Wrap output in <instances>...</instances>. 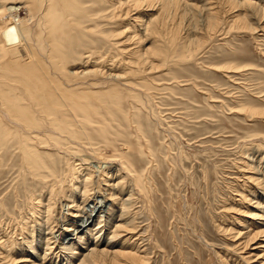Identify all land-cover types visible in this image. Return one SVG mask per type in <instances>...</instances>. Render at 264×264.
Returning <instances> with one entry per match:
<instances>
[{"label":"rangeland","instance_id":"rangeland-1","mask_svg":"<svg viewBox=\"0 0 264 264\" xmlns=\"http://www.w3.org/2000/svg\"><path fill=\"white\" fill-rule=\"evenodd\" d=\"M194 1L197 2L191 3H197L196 8L199 11L192 12L184 5L183 12H174L169 18L174 24L172 27L176 34L173 48L165 50L164 39L156 43L157 47H163L162 50L168 52V56L161 63L159 59L152 57L154 69L150 70L153 71L148 75V79L146 78L149 84L146 89L137 78L129 77L125 81L123 78L112 76L124 74L123 67L117 62L123 56L117 51H107L101 40L92 41V45L88 47L95 49L103 46L102 51H69V68L76 61L73 66H82L83 63H79L81 60L78 61L79 57L83 59L82 56L92 61L86 65L87 68H83L92 70L79 85L98 93L101 102L109 104V110L102 108L99 114L91 115V124L80 125L88 127L89 131L106 126L107 133L105 138L86 139V142L85 139L80 140L79 146L84 148L81 147L82 151L79 150L76 154V149L66 151L67 157H70L67 164L69 168L61 152L53 149L48 151L51 158L53 157L56 172L65 169L67 178L71 177L72 169H76L74 164L79 163L75 161L73 164L75 157L81 155L85 159L84 163L89 161L85 165L91 167V180L94 183L90 185V197L85 202L87 205H84L88 210L95 202L98 205L103 202L101 196L91 195L97 190L95 181L104 187L101 180L99 181L100 178L104 179L107 174L120 177L117 189L122 190L120 197L127 200V212L123 217L133 226V230L128 234L131 237L127 236L136 242L137 250L145 257L143 262L129 263L121 257L120 264H248L241 255L248 256L244 251L254 245L241 250L240 245L236 244V236L233 238L232 235L237 230L241 233L246 230L241 229V225H249L248 229L255 228L247 216L256 211L252 206L257 199L261 198L260 210L264 214V116L250 114L256 108L264 109V0ZM209 3H213V7L217 6L222 16L215 30L208 29L205 15L200 12L202 6L207 10ZM203 12L205 13V10ZM238 13L246 15L251 29H245L238 22L231 20L232 15ZM20 15L25 16V19L29 17L25 10ZM24 21L26 20L22 22ZM28 23L33 31L36 26L35 16ZM259 25H262V29ZM185 37H188L187 48L192 54L182 60L179 55L184 49L182 42L186 40ZM82 42L89 43L88 39ZM48 67L51 65L48 64ZM49 70L52 75H57L56 78L63 84L69 83L62 75L57 74V71H53L52 67ZM113 83L115 91L107 88ZM99 86L103 91H110L109 96L116 94L117 97H113L115 101H119L117 107L110 104L111 100H107V95L103 94ZM40 150L45 149L41 147ZM44 157L48 159V156ZM0 159V264H8L4 261L1 244L8 243L9 239L13 238L14 245L8 246L7 251L12 257H17V249L21 246L24 249L29 241L32 245L31 257L37 256V250L38 256L42 255L46 248L47 241L38 240L40 225L44 227L42 233L46 232V223L43 222L40 212L46 185L41 178L39 180L30 173L25 174L21 155L14 145L9 147L8 144L6 147L2 143ZM107 160L113 166H103L105 164L102 162H108ZM246 165L252 166L254 173L245 171ZM19 169H23V172H19ZM103 171L104 174H100ZM97 172L99 174L96 176ZM242 173L247 174L246 177L249 175L263 179V189L252 184L246 177L244 179ZM67 180L68 188H72V181L70 183V178ZM250 186L253 187V192ZM244 196L249 198V202L243 199ZM75 200L78 201L77 205L82 206L79 194ZM59 201H62V198H58L56 204H59ZM120 206H112L111 212L108 213H112V216H108L109 223L115 221L113 215L117 217ZM256 212L259 213L258 210ZM57 213L59 212H54L56 218L59 216ZM94 214L95 212H92V218ZM101 216H105V212H102ZM34 218L37 222H34ZM68 218L66 216L65 223ZM81 221L76 219L75 226L81 224ZM42 222L43 224H40ZM93 222L90 233H95L98 229ZM70 227L73 229V226ZM106 228L100 232V240L104 242L113 229ZM92 234L86 242L94 243ZM74 238L75 235L69 233L62 241L69 244ZM118 239L122 240V237ZM48 242H51V239ZM34 245L40 248L36 249ZM18 246L20 247L17 248ZM58 258L56 259L62 262L61 258ZM252 259L249 262L252 263ZM57 260L54 259L53 262L59 264ZM44 262L36 263L47 264ZM62 264H65V261Z\"/></svg>","mask_w":264,"mask_h":264},{"label":"bare ground","instance_id":"bare-ground-1","mask_svg":"<svg viewBox=\"0 0 264 264\" xmlns=\"http://www.w3.org/2000/svg\"><path fill=\"white\" fill-rule=\"evenodd\" d=\"M191 2L197 1L0 0V145L2 143H4V146L6 145V147L8 144L9 147L14 145V148H17L21 155V160L23 162L22 168H24L25 174L27 172L33 177H36V179L39 178L40 180L41 178L42 182L44 180L46 185L45 190L43 189V192L45 191V199L43 203L41 202L42 205L40 207V212L45 220H43V222L46 223H44L46 226V232L44 231L45 233H42V228L44 227L40 225L38 240L44 239V241L48 242L51 239V242H45L46 248L43 251V254L39 255L40 257L37 253L38 250L35 251L37 256L35 255V257H31L32 245L29 240H27V242L29 241V244H26V242V245L23 244L25 245L24 249L22 246L21 248H19L20 246L17 247L19 248L16 252L17 257H12V255L9 256V253L7 252L8 246L11 245L10 247H12L13 238L9 239L8 243L5 244L4 242L3 245L1 244L5 262L8 264H41L36 262L45 261L47 264H56L53 261L54 259L57 260L56 258L58 257V259L61 258L62 261L60 262V260H57L59 264H62L63 261H65V264H120L119 260L121 257L124 258L127 263L143 262L145 260V257H143L141 252L137 250L136 242L134 243L131 241V236L128 235L133 230V226H131L132 224L123 217L127 212V200H123L122 197H120L122 196L120 195L122 190L119 188L117 189L120 184V177H116L115 174H107L104 179L100 178L99 181L101 180L104 187H101L100 182L95 181V187H97V190H95L94 193H91V195L101 196L103 202L99 205L95 202L94 206L88 210L84 205H87L85 202L86 200H89L88 198L90 197V189L92 188L90 185L94 183H92L91 180L92 169L89 165H85L89 161L87 160V162L84 163L85 159L77 154L78 157H75L73 164L75 161H78L79 163L74 164L76 169H72V171L68 169L71 171V177L67 178V175L64 172L65 169L58 168L60 171L59 173L56 172L54 160L52 159L53 157L51 158L48 150L53 149L61 152L62 158L68 167L69 165L67 164L70 161V157H67L66 151L76 149V151L74 150V153L76 154L79 150L82 151V146H79L80 140L85 139L86 142V139L105 138L104 136L107 133L106 126H101L98 129L92 128L89 131L88 127L80 125L83 123L91 124V115L99 114V111L102 108L109 110V104H107V102H101L98 97L99 95H97L98 93L91 91L90 88L85 85V87L79 85L81 81L84 82L86 74L92 70H85L83 68H87L89 61H92L82 56L83 59H81V57L78 59V61L81 60L79 63H83L82 66H73L77 62L76 61L69 68V51H102L103 46L107 51H117V53H120L123 56L120 60L118 59L117 62L123 67L125 72L123 75H112L111 73H109V75L111 74L113 77L117 76L123 78L125 81L129 77L137 78L140 81L141 86L146 89V86H149L146 82V78L148 79V75L153 71L150 70L154 69L152 57L159 59L161 63L167 58L166 56H168V52L162 50L163 47H165V50H171L173 48L176 34L172 27L174 24H172L169 18L175 14L174 12L177 13L181 10L183 12L185 7L189 10L191 9L190 11L197 10V3L193 4ZM207 6V10L204 9L203 6V9L200 7L202 10H200V12L205 15L207 27L211 30L219 24L222 16L220 15L218 7H213V3H209ZM18 8L20 9L17 10ZM24 10L29 15L26 19L25 16L22 17L20 15ZM203 10H205V13ZM34 16L36 18V26L35 29L31 31L28 22L30 20L32 21ZM245 16L246 15L243 13L234 14L232 15L231 20L238 22L242 27L248 29L250 28L249 21ZM23 20L26 21L22 22ZM259 26L262 29V25ZM253 29L255 30L254 27ZM185 38L186 40L182 42V47L184 49L180 51L179 55V58L182 60L190 57L192 54V51L187 48L188 37ZM87 39L89 41L88 44L82 42ZM160 39L165 40V45L162 48L156 46V43ZM94 40H101L103 46L95 49L88 47L92 45V41ZM122 51H126V53H122ZM48 64L51 65L53 71H57V74L62 75L69 83L65 82L63 84L56 78L57 75H52V72L49 70L51 67H48ZM111 64L109 63V65ZM79 69H81V71H79ZM107 88L113 91L116 90L114 83L113 85L110 84ZM101 91L103 90L101 89ZM103 92L104 95H107V100H111L112 103L110 104H114L116 107L119 105V101H115L113 97L114 95L116 96V94L109 96L108 93L110 91L106 90ZM253 108L254 107H252V109ZM257 109L258 108H256V110ZM256 110H252L253 112L249 113L252 115L264 116V109ZM107 116L110 117L109 115ZM75 121L78 122V124H76ZM105 123L107 124L106 121ZM63 144H68L70 146L65 147ZM41 147L45 150H40ZM80 154L82 153L80 152ZM91 155L93 156L94 154ZM44 156H48V159ZM102 163L105 164L103 166L112 165L110 164V161ZM118 165L120 164L118 163ZM251 167L246 165L245 171H251V173H254L253 169L251 170ZM22 170L19 169V172ZM104 172L105 171L100 174H104ZM74 173L76 174L73 175ZM98 174L99 173L97 172L95 175L97 176ZM242 174L245 179L247 174ZM33 177H30V179ZM69 178L70 183L72 181V188H68L67 185V179ZM246 178L255 186L263 189L261 183L263 179L261 180L258 177H252L249 175ZM137 180H139V178ZM250 188L253 192V187L250 186ZM78 194L80 199H82V206L77 205L78 201L76 202L75 200V197L76 195L78 196ZM24 198L26 199V197ZM58 198H62V201H59V204H56ZM243 199L246 202H249L247 196H244ZM260 200L257 199L252 206V208H255L256 211L258 210L259 213L255 211L250 213L251 216H247L250 219L249 222H252V224L255 225V228L248 229L249 225H241V229L244 228L246 230L242 233L240 230H237L232 235L233 238L236 236V244L240 245L241 250L249 249L250 245H254V247L248 251H244L248 256L244 257V255H241L245 262L248 261L246 262L248 264H264V214H262V211L260 210ZM36 201H38V197ZM116 204L121 205V208H119L120 212L117 214V217L116 215H113L115 221L109 223L110 219H108V216H112V213H108L109 211L111 212L112 206L116 207ZM30 205L31 204H29V206ZM36 209H34V211ZM57 211L59 212L57 213L59 216L56 218L54 212ZM30 212L28 214H30ZM92 212H95L93 218ZM102 212H105V216H101ZM114 213L116 214L115 211ZM41 215L38 214L37 216L40 217ZM66 216L69 217V220L67 219L68 221L65 223ZM76 219L82 220V223L75 226L77 223ZM41 220L42 219H40V222ZM259 220L261 221L259 222ZM34 222H37V220ZM43 222L40 224H43ZM92 222L93 225L96 224V228H98L97 231L94 230L95 233L92 232L93 234L90 233L92 230L90 229ZM101 223L102 225H99ZM64 224L67 226H63ZM70 226H73V229ZM104 227H107L106 229L109 227L113 228L111 232H109L110 234H108L105 242L100 240L101 231ZM27 230H25V232ZM65 232L67 235L69 233L75 235V238L71 240L69 244H64L62 241V238L67 236ZM122 232H124V234H121ZM90 234H92L91 236L94 238V243L91 241L86 242ZM57 237L60 238L57 239ZM120 237H122V240L118 239ZM123 237L126 238L123 239ZM88 243L89 245H86ZM49 244H53L52 247ZM39 248L40 247H37L36 249ZM50 248H52L51 251ZM75 250L77 252H75ZM47 257L48 259H46ZM251 259L253 261L252 263L249 262Z\"/></svg>","mask_w":264,"mask_h":264}]
</instances>
